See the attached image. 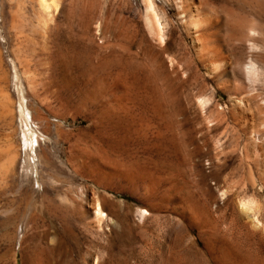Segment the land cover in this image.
<instances>
[{
  "label": "rangeland",
  "instance_id": "rangeland-1",
  "mask_svg": "<svg viewBox=\"0 0 264 264\" xmlns=\"http://www.w3.org/2000/svg\"><path fill=\"white\" fill-rule=\"evenodd\" d=\"M37 2L0 0V264H264V83L235 71L238 12L151 0L159 41L144 0Z\"/></svg>",
  "mask_w": 264,
  "mask_h": 264
},
{
  "label": "bare ground",
  "instance_id": "bare-ground-1",
  "mask_svg": "<svg viewBox=\"0 0 264 264\" xmlns=\"http://www.w3.org/2000/svg\"><path fill=\"white\" fill-rule=\"evenodd\" d=\"M144 1H145V5H146L147 15L150 17V19L146 18V20L148 19L147 20L148 21L147 22V27H148V29L150 28L149 31L152 32V34L154 32V34L156 36L154 34L153 35L155 37H157L159 41H163L165 39V37H164L165 36V32H164V28H163L164 25H162V23L160 22L161 19H159L158 15H157V12H155L157 9L156 10L154 9L155 5L153 6L151 0H144ZM202 1H204V0H202ZM207 1H213V0H207ZM207 1L205 0V3H207ZM214 1H219V2L222 3V7H221L220 12L221 13H226L227 16H230L229 17L230 19H231V17L236 16L234 11L238 12V18L239 19H241L243 17H247V16H250L252 18V19L250 18L251 21L249 23H246V22L242 23L238 18L235 19L233 17L234 20H230L227 23L228 27L227 26L226 27L228 28L227 32H229V34H228L229 38L232 39V40H240V41L244 42L245 45H246L247 52L249 54L251 53L250 56L248 55L249 56V60H248L247 64L245 66L241 67V68L236 69L235 71H238L242 75V77H244V79L247 82H250L249 84H251V86L253 84H255V83L258 84V82L264 83V75L262 73L264 71H261L262 68L258 67L259 66L258 63L262 64V62H264V54L261 53L262 52L261 50L264 51V0H214ZM37 3L39 4L38 6H40L39 9H41V11H43L42 13L40 12L42 14V16L45 15L46 17H48L46 14H48L50 16V14L52 12H54L55 9L57 8L54 0H38ZM202 3H204V2H202ZM50 11H51V13L49 14ZM44 13H46V14H44ZM233 14H235V15H233ZM210 16H211V14H210ZM216 18H213V19H216ZM213 19H211V20H213ZM243 19H245V21H247L246 18H243ZM44 20H45V18H44ZM196 20H198V19H196ZM196 20L193 19L192 17L189 20V24L194 30L197 28V26L198 27H199V25L201 26V24H200L201 22L198 25L197 22L199 20L198 21H196ZM163 24H164V22H163ZM210 24H212V22H210ZM217 24H219V22ZM208 25H209V21H208ZM204 26H206V25H204ZM199 37H197V38L199 39ZM199 42H203L201 44V49L202 50H205L206 47H208V45H206L207 43L205 41H199ZM209 48H211V47H209ZM257 51H258V53L253 56L252 52L256 53ZM214 56H215V54H214ZM203 104H205V103H203ZM253 138L255 139V137H253V135H252V139ZM27 143H29V147L31 149H33V145L31 144L32 143L31 139H29L27 141ZM28 163L30 164L29 161H28ZM95 215H97V216L99 215L100 216L101 215V211L99 209H96V214Z\"/></svg>",
  "mask_w": 264,
  "mask_h": 264
}]
</instances>
